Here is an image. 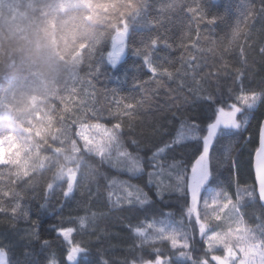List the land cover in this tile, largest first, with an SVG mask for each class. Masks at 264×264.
<instances>
[{
    "label": "snow or ice",
    "instance_id": "obj_1",
    "mask_svg": "<svg viewBox=\"0 0 264 264\" xmlns=\"http://www.w3.org/2000/svg\"><path fill=\"white\" fill-rule=\"evenodd\" d=\"M146 8V0H141L134 17L138 18ZM178 10L190 14L198 26L206 19L205 10L196 0L192 4L187 0H163L158 15L144 24L154 30L153 34L142 38L133 49L148 77L134 76V86L147 91L155 83L158 88L153 95L165 88L164 107L171 112V119L151 134L138 131L136 124L143 100L114 95L105 116L104 110L93 104V93L77 87L83 79L81 72L95 79L105 59L107 65L116 67L128 47V27L114 38L111 50L82 46L80 58L74 61L82 65V70H74L57 93L56 104L45 114L41 130L34 133L31 127L18 126L21 132L36 135L41 142L35 145L37 152L43 145L56 151L53 145L67 141L72 152L68 159L73 164L60 168V184L50 182L41 196L33 197L42 201L41 209L49 207L58 190L64 198L58 222L43 229L40 220L31 219L24 207L25 197L13 187L18 181L29 179L21 173V157L14 152L13 157L0 161V215L13 220L23 218L30 225L24 230L13 226L11 234H0V264H110L99 253L95 258L92 249L76 237L87 233L90 223L97 218L98 211H93L91 204L102 199L112 202V192L108 191L105 197L98 183L95 192L87 189L89 207L84 215L63 216V209L70 206L85 176L83 168L109 186L120 184L126 194L117 197L115 203L123 200L131 210L139 206L145 212L151 211L166 195L176 192L183 199L179 221L165 223L145 216L139 223L128 225L138 238L136 247L140 254L119 264H264V77L253 87L255 74L251 69L256 61L249 63L250 56L264 62V30L253 35L252 24L257 18H264V0L259 9L253 0H245L242 19L220 41L213 42L214 48L207 49L213 55L219 49V59L211 63L203 49H198L200 55L190 54L186 41L196 48L199 31L195 41L191 30L185 33L179 44L184 52L179 67L157 54L161 46L173 49L165 24L172 22ZM206 22L212 25L216 18ZM165 79L176 84V88L166 86ZM222 81L230 82L226 90ZM88 86L94 90L91 80ZM189 97L199 108L195 117L186 115ZM252 120L257 121L255 134L245 135ZM10 141L18 143L14 132L0 135V147L8 146ZM18 150L23 153L32 149L18 145ZM221 163L227 165L230 175L236 173L235 193L213 190L216 165ZM101 168L108 171L101 172ZM113 171L128 175L129 180H119L111 174ZM132 179L143 181V186L130 183ZM249 204L253 205L255 228L245 220ZM185 219L192 231L191 238L185 231ZM197 235L199 241L195 239ZM164 244L172 251L165 252L160 246ZM21 245V256H16L15 249ZM36 246L41 259L36 258Z\"/></svg>",
    "mask_w": 264,
    "mask_h": 264
},
{
    "label": "trees",
    "instance_id": "obj_2",
    "mask_svg": "<svg viewBox=\"0 0 264 264\" xmlns=\"http://www.w3.org/2000/svg\"><path fill=\"white\" fill-rule=\"evenodd\" d=\"M163 0H146L147 8L140 16L134 17L137 5L141 0H2L0 2V135L6 131L14 132L18 143H13L32 149L23 152L28 168L20 165L22 174H27L29 179L15 183L14 190L25 197L24 207L29 212L32 220H40L43 229L58 222L60 206L64 198L60 190L49 202L47 209H41V200L33 198L43 194L44 186L50 182L60 184L58 176L60 168L71 167V145L65 141L63 144H55L56 151L48 149L43 145L39 152L35 145L41 143L35 134L28 135L20 131L18 126L31 127L35 133L44 126V116L53 109L56 104V95L64 87L74 70H82V65L74 63L80 58L82 46H95L100 50H111L112 39L118 31L129 28L128 47L121 61L115 68L107 65L105 59L101 65L99 74L95 79L83 77L81 84L86 93L94 95L93 104L97 109L104 110L112 106L113 96H134L137 100H143V107L139 109L136 118L138 131L151 134L154 128H159L166 121L171 119V112L164 107L165 88H159L158 94L153 95L158 86L153 83L147 91H141L133 84V77L139 75L143 79L146 70L142 67V60L136 56L133 49L140 45L142 38L153 34L152 29L145 27V21L158 15V7ZM194 0H187L192 4ZM205 10L206 19L197 25V21L186 12H177L173 15L172 22H166L168 29L166 35L173 49L163 46L157 49L160 57H167L176 62L179 67V59L184 55L179 47L181 37L191 30L192 41L200 33L199 44L192 47L191 41H186L192 55H200L198 49L205 50L209 63L219 59V49L208 53L207 49L214 48L213 42L220 41L225 33L229 32L241 19L245 0H196ZM257 9L261 6V0H253ZM216 18L212 25L207 24L208 18ZM127 22V24H126ZM254 25L253 35L264 30V18H257L252 22ZM251 26V25H250ZM87 49H85V52ZM251 71L255 74L253 87L261 82L264 77V62L259 57H249L252 64ZM91 80L93 88H89L88 81ZM230 82L222 81L225 90ZM164 84L176 88V84L164 80ZM213 92L215 88L211 89ZM183 104V101L180 102ZM189 110L187 116L195 117L199 113L198 106L193 102V97L188 98ZM163 109V110H162ZM176 109L173 108L172 112ZM259 115V114H258ZM256 120L251 121V128L245 135L255 134ZM51 143V141H49ZM85 176L76 191L69 207L63 209V216L69 214L84 215L87 203L88 188L96 191L98 183L101 193L106 197L108 191L112 192V202L102 199L100 203H92L93 211H98L97 218L90 223L87 233H81L76 238L88 245L94 254L103 256L110 264L128 259L133 255H139L140 249L136 247L138 238L129 229L128 225H135L143 220L145 216L149 219L155 217L165 223L179 221L182 216L183 199L181 194L176 192L165 197L163 202L157 203L154 209L145 212L144 208L136 206L135 210L121 200L116 204L117 197L125 196L123 187L120 184L109 186L100 177H91L88 169L83 168ZM108 171L101 168V172ZM119 180H129L126 174L113 171L111 173ZM216 182L213 190L223 189L235 193V171L230 175L226 164L216 165ZM146 180V177H145ZM132 184H141L143 181L132 179ZM231 184V187H230ZM148 191L147 188L144 189ZM151 194V193H150ZM253 205H248V215L245 217L247 224L255 228L257 221L252 215ZM163 212L165 215H159ZM99 213H103L102 215ZM171 213V216L168 214ZM13 226L20 230L30 227L23 219L13 220L10 216L0 215V234H11ZM215 226V225H213ZM42 229V230H43ZM185 231L189 238L192 231L187 228L185 219ZM47 235V234H45ZM54 236V233H53ZM51 238V237H47ZM199 241L200 237H195ZM35 246V245H34ZM165 252H171L167 244L160 245ZM197 247H200L199 243ZM23 247L15 249L16 256H21ZM37 259L42 258L39 247L36 246ZM178 255V254H173Z\"/></svg>",
    "mask_w": 264,
    "mask_h": 264
},
{
    "label": "rangeland",
    "instance_id": "obj_3",
    "mask_svg": "<svg viewBox=\"0 0 264 264\" xmlns=\"http://www.w3.org/2000/svg\"><path fill=\"white\" fill-rule=\"evenodd\" d=\"M2 0H0L1 2ZM16 153L17 157H21L20 159V165L28 168V162L25 160V156H23L24 154L21 153L15 144L9 142L8 146L5 147H0V161L4 160L5 158H10L13 157V153Z\"/></svg>",
    "mask_w": 264,
    "mask_h": 264
},
{
    "label": "water",
    "instance_id": "obj_4",
    "mask_svg": "<svg viewBox=\"0 0 264 264\" xmlns=\"http://www.w3.org/2000/svg\"><path fill=\"white\" fill-rule=\"evenodd\" d=\"M119 32H122V31H118V32L114 35V37H113V39H112V43H113L114 38L117 36V34H118ZM111 47H112V44H111Z\"/></svg>",
    "mask_w": 264,
    "mask_h": 264
}]
</instances>
